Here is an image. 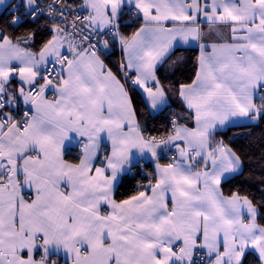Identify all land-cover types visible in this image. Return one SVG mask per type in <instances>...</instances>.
I'll list each match as a JSON object with an SVG mask.
<instances>
[{"label": "snow or ice", "instance_id": "6c2138e0", "mask_svg": "<svg viewBox=\"0 0 264 264\" xmlns=\"http://www.w3.org/2000/svg\"><path fill=\"white\" fill-rule=\"evenodd\" d=\"M9 9L7 27L43 20L47 39L0 27V264H264L256 205L222 188L242 158L217 139L264 121V0H0ZM180 44L199 48L175 86L183 109L146 135L134 101L169 106L157 70ZM141 159L147 184L117 199Z\"/></svg>", "mask_w": 264, "mask_h": 264}, {"label": "trees", "instance_id": "16d2710c", "mask_svg": "<svg viewBox=\"0 0 264 264\" xmlns=\"http://www.w3.org/2000/svg\"><path fill=\"white\" fill-rule=\"evenodd\" d=\"M10 12H5L0 17V27H7L6 17ZM129 18L125 17L124 21ZM124 21L121 22L122 31L125 34H131L136 30V25L125 27ZM44 21L33 22L25 19L19 27H7L11 35H20L27 32H35L34 40L39 47L40 43L47 39V31L44 27ZM199 55L198 48H177L167 59L159 66L157 75L162 82L172 87V94L169 96V106L157 115H152L150 110L142 105L137 99L134 105L138 108V120L142 127L146 129L147 135L166 134L170 128L169 118L180 111V98L175 94V86L179 83L190 82L196 71V58ZM112 68L117 69L122 56L120 46L117 44L112 47V52L106 58ZM135 96L136 93H131ZM217 139H223L234 151L242 158L243 171L235 175L226 184L222 183L225 194L231 191H239L253 200L258 210L257 222L264 224V121H258L256 124L245 126H233L218 134ZM67 159L75 161L77 156L72 153ZM136 175H128V180L119 185L117 199L127 198L133 194L138 186L146 185L147 179L144 173L153 172V165L145 163L133 167ZM247 264H257L254 255L246 254Z\"/></svg>", "mask_w": 264, "mask_h": 264}, {"label": "crops", "instance_id": "0c3cea01", "mask_svg": "<svg viewBox=\"0 0 264 264\" xmlns=\"http://www.w3.org/2000/svg\"><path fill=\"white\" fill-rule=\"evenodd\" d=\"M10 2L11 3H13L14 5H17V4H19L20 2H21V0H10ZM5 12H7V11H3L2 13H0V17L3 15V14H5ZM8 12H11V9H9L8 10ZM204 31H205V33L206 34H208V29H207V27H204V29H203ZM213 42H217L216 41V39H215V37H209L207 40H206V43H213ZM177 48H198L197 46H193V47H189V46H187V45H183V44H180V45H178V46H174L173 47V49L171 50V52L169 53V56L177 49ZM120 51H121V49H120ZM198 51H199V48H198ZM112 52V46H111V44H110V46H109V49H106L105 50V54L104 55H101V59H103L104 61H105V63L108 65V67H110V68H112V66L110 65V62L106 59L107 58V56L110 54ZM121 56L123 57V53H122V51H121ZM168 56V57H169ZM167 59V58H166ZM158 68H159V66H158ZM112 70L114 71V72H116V69H114V68H112ZM130 94H131V92H130ZM22 105V104H21ZM167 108V107H166ZM165 108V109H166ZM180 112L182 111V109H183V105L181 104V102H180ZM165 109H163V110H165ZM163 110H161V111H159V112H156V111H154V110H152V111H150L151 112V114L152 115H157V114H159V113H161ZM258 121H256V122H253V123H250V124H241V125H237V126H245V125H252V124H256ZM189 126H191V121H189ZM230 127H233V126H226V128H225V130H227V129H229ZM224 130V131H225ZM147 135V134H146ZM110 151H111V143H110V141H107L106 139H102V141H101V144H100V152L101 153H103V154H109L110 153ZM79 152H80V149L79 148H73V151H72V153L73 154H75L76 156H78L79 155ZM66 158V157H65ZM67 159V158H66ZM67 160H69V159H67ZM70 162H75V161H72V160H69ZM161 163H167V159L166 158H164V159H161V161H160ZM145 163H151L152 165H153V163H152V161L151 160H143V159H141V161H140V163H139V165H142V164H145ZM153 168H154V165H153ZM132 170H133V168H132ZM131 170V171H132ZM242 171H243V167H242ZM240 174V173H239ZM129 175V174H128ZM128 175H125L124 177H123V179H122V181H121V183L122 182H126L127 180H128ZM236 175H238V174H236ZM120 183V184H121ZM258 211V210H257ZM198 251H202V252H204L205 250H198ZM57 264H65V259H64V257H63V254H61V257L60 258H58L57 259ZM69 264H70V261H69Z\"/></svg>", "mask_w": 264, "mask_h": 264}, {"label": "built area", "instance_id": "2783aa9c", "mask_svg": "<svg viewBox=\"0 0 264 264\" xmlns=\"http://www.w3.org/2000/svg\"><path fill=\"white\" fill-rule=\"evenodd\" d=\"M23 105H18V109H20L21 111L23 110ZM173 116H170L169 120L172 118ZM172 153H168V156H171ZM167 159V158H166ZM131 176H135L136 175V170H132L131 173H130ZM198 253H202V251H198ZM197 258V255H194V259ZM201 259H206V257H199Z\"/></svg>", "mask_w": 264, "mask_h": 264}]
</instances>
